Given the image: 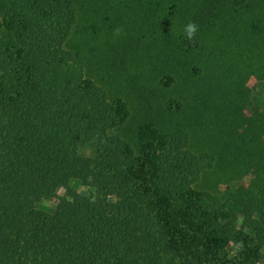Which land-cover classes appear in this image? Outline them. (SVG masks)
Returning a JSON list of instances; mask_svg holds the SVG:
<instances>
[{
  "label": "trees",
  "instance_id": "trees-1",
  "mask_svg": "<svg viewBox=\"0 0 264 264\" xmlns=\"http://www.w3.org/2000/svg\"><path fill=\"white\" fill-rule=\"evenodd\" d=\"M253 78L264 0H0V264H264Z\"/></svg>",
  "mask_w": 264,
  "mask_h": 264
},
{
  "label": "rangeland",
  "instance_id": "rangeland-1",
  "mask_svg": "<svg viewBox=\"0 0 264 264\" xmlns=\"http://www.w3.org/2000/svg\"><path fill=\"white\" fill-rule=\"evenodd\" d=\"M250 85L252 86L253 88V98H254V101L257 103V104H264V87H263V84L262 82L258 81L257 79L253 78L251 81H250ZM241 183L243 184H248L249 182V177H244L243 179L240 180ZM85 189H83L84 191ZM61 193V191H60ZM55 203L52 202L51 204ZM263 256H264V253H263ZM258 264H263V261L258 263Z\"/></svg>",
  "mask_w": 264,
  "mask_h": 264
},
{
  "label": "clouds",
  "instance_id": "clouds-1",
  "mask_svg": "<svg viewBox=\"0 0 264 264\" xmlns=\"http://www.w3.org/2000/svg\"><path fill=\"white\" fill-rule=\"evenodd\" d=\"M197 29V26L194 23H188L185 26V34L187 36V38L191 39L193 37V35L195 34ZM117 31H119V29H117Z\"/></svg>",
  "mask_w": 264,
  "mask_h": 264
}]
</instances>
